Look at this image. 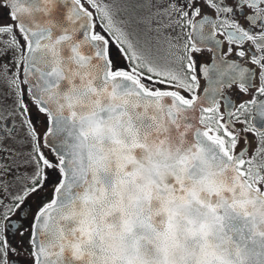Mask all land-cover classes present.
<instances>
[{
  "label": "snow or ice",
  "instance_id": "snow-or-ice-1",
  "mask_svg": "<svg viewBox=\"0 0 264 264\" xmlns=\"http://www.w3.org/2000/svg\"><path fill=\"white\" fill-rule=\"evenodd\" d=\"M81 2L0 4V13L11 21L0 26V62L11 54L8 63L0 64V86L7 99L15 98L12 111L23 119L28 109L21 89L26 85L54 126L48 135L63 141L55 145L57 163L48 161L36 145L31 153L36 172L28 181L31 191L20 202L46 186L47 169L60 174L55 198L37 213L30 230L34 264H264V163L253 168L257 156L233 154L239 137L231 119L216 123L201 115L203 127L196 124L195 113L203 112L201 104L207 103L191 95L198 89L192 54L200 49L181 48L168 36L169 58L161 68L137 51L139 40L132 43L129 31L142 27L150 44L168 29L191 26L201 44L218 48L219 41L205 33L207 18L198 25L189 20L202 15L197 3L226 18L251 10L248 22L256 34L224 23L233 30L227 33L229 44L243 48L251 43L249 63L259 70L257 95L264 98V0H235L233 7V0H87L98 13L95 17L78 7ZM68 4L73 7L62 18L60 6ZM94 19L102 20L104 32L118 34L117 40L98 34ZM185 20L188 25L182 24ZM114 45L132 67L114 66ZM236 55L245 58L244 51ZM186 62L191 83L182 71ZM226 69L217 64L211 70L217 73L210 89L213 104L220 103L222 87L240 83L245 95L252 88V73L236 64ZM251 104L264 121V103ZM225 107L229 117L258 138L257 155L264 157V131L243 118L249 104L233 111L225 99ZM11 119L0 111V141L5 133L15 134V125L7 126ZM28 135L35 137L34 132ZM4 168L0 164V179ZM4 205L0 200V222L10 223L18 213ZM13 230L26 234L23 228L8 227ZM14 252L0 233V264H10Z\"/></svg>",
  "mask_w": 264,
  "mask_h": 264
},
{
  "label": "flooded vegetation",
  "instance_id": "flooded-vegetation-1",
  "mask_svg": "<svg viewBox=\"0 0 264 264\" xmlns=\"http://www.w3.org/2000/svg\"><path fill=\"white\" fill-rule=\"evenodd\" d=\"M4 0H0L2 4ZM87 2V0H86ZM235 0L229 3V7H233ZM200 8L202 15L191 19L192 25H198L202 20L207 18L209 24L205 25V33L214 36L216 41H219V47L217 48L214 43L205 42L201 44L197 37V30L194 27L187 26L184 28L176 27L175 30L168 29L164 34L156 38V44L161 43L163 50V55L161 54L160 60H156L158 67L163 68L166 65L167 59L169 58L168 48L169 43L166 37L170 36L173 44L178 45L183 48L186 46L190 47L195 45L200 51L192 54V63L195 64L196 71L194 73L196 77V84H198V89H194L191 95H195L198 100L207 101V103L201 104V112L198 110V124H200L201 115L212 116L216 123H228L229 119L233 121L232 129L234 134L239 137L237 148L234 155H239L240 151H246V159H252V157L257 156L254 160L252 167L260 168L261 164L264 163V157H259L257 155V149L259 148L258 138L245 130V125L235 122V117H229L228 111L225 107V99H227L232 107L233 111L239 110V105L241 103L249 104L247 112L244 115V119L250 127H254L257 131H264V121L261 120L259 116V110L255 105H252L253 100L256 104L264 103V98L257 95L258 84H259V70L249 63L251 59V52L254 50L251 47L250 42H246L243 48L238 47L236 44L228 43L227 33L233 31L227 27L224 23L225 20L229 23H235L241 29L245 31H250L253 34L257 33V30L252 29L251 24L248 22V17L254 15L251 10L246 9L243 13H236L231 18H226L223 16H218L214 9L207 6V4L197 3L196 5ZM86 8V7H84ZM87 12L91 13L88 8ZM186 11H189L186 9ZM195 9L190 10V13H194ZM235 11V10H234ZM92 14V13H91ZM94 16V14H92ZM0 26L8 25L11 21L7 18L4 13H0ZM95 17V16H94ZM93 23L97 25L95 31L98 34H103L107 39L111 40L108 32H104L101 27L102 21L96 19ZM182 24L188 25L189 21H182ZM209 25H215V27H210ZM183 32V35L181 33ZM223 32L224 35H220ZM118 36V34H117ZM112 41V40H111ZM211 49V50H210ZM229 49H231L232 54L229 55ZM244 51L245 58L242 59L236 55V52ZM123 53L119 51V47L115 46L112 48V58L115 60V67L120 70H127L132 65L129 64L128 60L122 58ZM149 59H152V55H148ZM11 59V54L2 63H8ZM219 64L222 68L226 69L227 64H236L241 69H246L248 72L253 74V79L251 80L252 88L248 94H242L239 91L240 83H233L230 87H222L221 92L218 94L219 104L212 103V93L210 89L212 88V81L216 79L217 73L211 71L215 65ZM170 67L175 68L176 65H171ZM205 70L207 71V77L205 78ZM15 71V69H13ZM182 71L188 76V82L191 83V75L187 73V62L182 68ZM141 75H146L143 71ZM175 89V85H173ZM23 99L28 109V114L21 118V116L13 112L12 109L16 108L15 98L7 99L8 93L5 88L0 86V111L5 114H10L13 119L7 122L9 128L15 125V134L9 135L5 133V138L0 141V164L5 166L4 177L0 179V200L5 202V210L15 209L18 213L12 216L11 222L2 221L0 222V233L3 234L4 238L10 242L12 249L15 250L8 259L10 264H34L32 253V246L30 243V230L32 225L35 223V216L42 209V207L47 206L55 197L53 195L55 188L60 180L59 171H52L51 169L46 170V176L48 177V182L45 187H43L38 192H33L32 195L21 201L24 194L30 192L32 185L28 181L34 178L36 172V167L31 161V153L33 151L34 145L38 146L40 153L50 162L57 163V157L54 153L46 146L45 137L50 131V122L47 116L40 111L36 106V103L27 94V86H22ZM161 90H166L162 85ZM180 91L186 99H190V94L184 92L182 89H177ZM211 107L218 108V112H210ZM220 116H224L225 120H219ZM31 124V128L28 124ZM4 126V122L0 120V127ZM29 132H34L35 137L28 135ZM11 154V155H9ZM10 170V171H9ZM36 187H40L36 185ZM7 224V227H3ZM15 225L17 229L23 228L26 233L21 236L18 230L8 231V227ZM2 260V257H0Z\"/></svg>",
  "mask_w": 264,
  "mask_h": 264
},
{
  "label": "rangeland",
  "instance_id": "rangeland-1",
  "mask_svg": "<svg viewBox=\"0 0 264 264\" xmlns=\"http://www.w3.org/2000/svg\"><path fill=\"white\" fill-rule=\"evenodd\" d=\"M107 0H100L101 4L106 3ZM79 7H86L89 9V11L94 14V16H97L98 13H96L86 2V0H82L81 4L79 5ZM85 9V11H87V9ZM143 14V13H141ZM118 19L122 20L124 19V17H118ZM96 20H100L101 19H96ZM130 32H132V36H131V42L136 44L137 40H139V44L137 46V51L145 56L148 55H152V61L156 62V60H160L161 54L163 55V50L162 47L160 46V44H156V38L152 39L150 44H147L146 41H148L150 38L146 37L144 34V29L141 27L138 30H129ZM110 39L115 42L117 40V34L116 33H108ZM124 58V57H122Z\"/></svg>",
  "mask_w": 264,
  "mask_h": 264
},
{
  "label": "water",
  "instance_id": "water-1",
  "mask_svg": "<svg viewBox=\"0 0 264 264\" xmlns=\"http://www.w3.org/2000/svg\"><path fill=\"white\" fill-rule=\"evenodd\" d=\"M72 7L73 6L71 4H68L66 6H60L58 15H61V17L63 18L64 16H66L67 12L72 9ZM78 39H83V37L80 36V37H78ZM195 116H196V121L195 122L199 126V124H198V111L195 113ZM53 131H54V126H53V124L50 123V131L49 132H53ZM48 134L46 136L47 140L45 139V144L54 153L56 151L55 145L58 142H63V141H62L61 137L49 136Z\"/></svg>",
  "mask_w": 264,
  "mask_h": 264
}]
</instances>
